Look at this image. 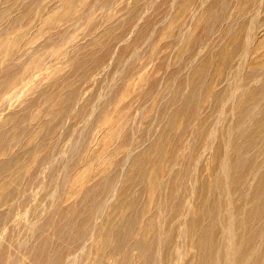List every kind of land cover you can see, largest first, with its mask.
<instances>
[{"label": "rangeland", "instance_id": "obj_1", "mask_svg": "<svg viewBox=\"0 0 264 264\" xmlns=\"http://www.w3.org/2000/svg\"><path fill=\"white\" fill-rule=\"evenodd\" d=\"M0 264H264V0H0Z\"/></svg>", "mask_w": 264, "mask_h": 264}, {"label": "bare ground", "instance_id": "obj_2", "mask_svg": "<svg viewBox=\"0 0 264 264\" xmlns=\"http://www.w3.org/2000/svg\"><path fill=\"white\" fill-rule=\"evenodd\" d=\"M156 171V170H155ZM150 188V187H149ZM5 195V194H4Z\"/></svg>", "mask_w": 264, "mask_h": 264}]
</instances>
